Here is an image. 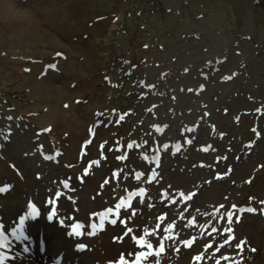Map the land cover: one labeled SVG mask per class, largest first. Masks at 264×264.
<instances>
[{"label": "rangeland", "instance_id": "374dc122", "mask_svg": "<svg viewBox=\"0 0 264 264\" xmlns=\"http://www.w3.org/2000/svg\"><path fill=\"white\" fill-rule=\"evenodd\" d=\"M0 97L3 264H264V0H0Z\"/></svg>", "mask_w": 264, "mask_h": 264}, {"label": "snow or ice", "instance_id": "6c2138e0", "mask_svg": "<svg viewBox=\"0 0 264 264\" xmlns=\"http://www.w3.org/2000/svg\"><path fill=\"white\" fill-rule=\"evenodd\" d=\"M129 147H131V145H129ZM46 158H51V157H46ZM10 187V186H6L4 188H0V192H4L7 190V188ZM65 187H68V184L66 183L65 184ZM143 191V190H141ZM183 195V194H181ZM61 196V193H56L55 194V198H59ZM55 198H50V201L49 203H54V199ZM121 204H123V201L121 202ZM121 204H117L114 206V209L113 208H109V209H106V212L108 213V216H109V219L106 221L107 223L111 224V225H115L117 222H119L124 228H125V232L119 237V238H114V239H120L122 240L125 236H129L130 234H132L133 230L131 228H128V224L132 218V216L135 215V210L133 209L132 210V214L130 216H127V217H121ZM236 206L233 205V208H235ZM128 208H129V205H124L123 206V210L124 211H128ZM255 209H249V211H254ZM55 208L52 209V212L49 213V219H52L53 215L55 214ZM36 215H39V212L37 211L36 212ZM24 220H25V217L23 218H20V228L19 229H14L13 231L16 232V231H20L22 233L23 231V224H24ZM99 221V225L97 224V222ZM232 222V213L229 212L228 213V223L231 224ZM105 223V221L103 220H99V218H95L91 224H87L85 225V229H90V228H93V227H100L102 228L103 227V224ZM0 227H2V225H0ZM226 232H230L231 230L230 229H225ZM80 234H83V235H93L95 233L91 232V231H83L80 233ZM155 234V233H153ZM18 238H22V239H26V237H23V236H20ZM133 239H137V240H140V239H143V236L141 237H135V236H132ZM232 239V237L230 236L229 237V241ZM227 242V241H226ZM243 245H244V242L241 241L239 245H237V248L238 249H242L243 248ZM140 247L144 250H149L148 251V255L151 256V257H159L160 255L163 254L164 252V245L163 243H159L157 244L155 247L151 244V242L149 240H145V242L143 244L140 245ZM254 251V250H253ZM126 257L125 256H121L120 258V264H124V261H125ZM148 260V256H145L143 258V261L141 262V264H146ZM0 264H3V258H0ZM129 264H136V261H132V262H129ZM152 264H159V260L158 259H153L152 260Z\"/></svg>", "mask_w": 264, "mask_h": 264}, {"label": "bare ground", "instance_id": "6f19581e", "mask_svg": "<svg viewBox=\"0 0 264 264\" xmlns=\"http://www.w3.org/2000/svg\"><path fill=\"white\" fill-rule=\"evenodd\" d=\"M98 247H102V248H100L102 251L104 250V251L108 252V254L105 252L102 254L101 250L96 251V252H98L97 253V260L99 262H101V264H107L109 259H111V255H113L115 253L114 251H116V250H118L120 252L124 251V247L122 244L113 243L110 241V239L109 240L103 239ZM124 256L126 257L124 264H129V262L134 261L129 255H124Z\"/></svg>", "mask_w": 264, "mask_h": 264}, {"label": "trees", "instance_id": "16d2710c", "mask_svg": "<svg viewBox=\"0 0 264 264\" xmlns=\"http://www.w3.org/2000/svg\"><path fill=\"white\" fill-rule=\"evenodd\" d=\"M116 20L118 19V18H115ZM112 20H113V18H112ZM122 23V22H121ZM120 58V57H119ZM223 64L224 63H222L221 62V59L219 58V59H217V61H216V65L218 66V67H222L223 66ZM106 75H107V77H108V79H113V75L112 74H107V73H105ZM116 80V79H115ZM3 100V98L2 97H0V101H2ZM256 111H258V110H256ZM4 124V121H3V119H1V117H0V124ZM161 131H163V130H161ZM166 131V130H165ZM160 134H162V132L160 133ZM159 134V135H160ZM165 134H166V132H165Z\"/></svg>", "mask_w": 264, "mask_h": 264}]
</instances>
